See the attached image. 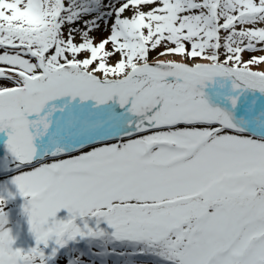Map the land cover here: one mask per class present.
Segmentation results:
<instances>
[{
    "label": "snow or ice",
    "instance_id": "6c2138e0",
    "mask_svg": "<svg viewBox=\"0 0 264 264\" xmlns=\"http://www.w3.org/2000/svg\"><path fill=\"white\" fill-rule=\"evenodd\" d=\"M0 146V264H264V0H0Z\"/></svg>",
    "mask_w": 264,
    "mask_h": 264
},
{
    "label": "rangeland",
    "instance_id": "374dc122",
    "mask_svg": "<svg viewBox=\"0 0 264 264\" xmlns=\"http://www.w3.org/2000/svg\"><path fill=\"white\" fill-rule=\"evenodd\" d=\"M99 29L94 30L90 33V36L94 37V33H96L95 40L98 42L101 38H104L107 36V28L105 25L104 20H100L99 22ZM109 24L111 21L108 22ZM81 40L80 35L77 33L75 34V41L79 43ZM247 53L245 54V57L247 58ZM3 154V148L0 146V155ZM2 174H0V180L4 179ZM0 191H2V186H0ZM15 191V189H13ZM26 198L16 195L14 199H7L5 204V211L8 212L9 218H10V227L12 230V236H13V248H20L22 250L27 251L30 247L35 245V238L32 232L30 231V225L28 223V216L24 212V206H25ZM66 215L65 210H61L59 213H57L58 218H63ZM83 248V246H81ZM86 250V249H85ZM93 251H96V249H93ZM78 253L73 254V258L77 256ZM68 256L65 255L60 258V264H67ZM84 261V264H93L92 260L88 256H84L81 258ZM95 264H100L99 260L95 261ZM107 264H117V262L109 257L107 259ZM122 264V262H121ZM134 264H155L152 257L148 256H138L134 258Z\"/></svg>",
    "mask_w": 264,
    "mask_h": 264
},
{
    "label": "clouds",
    "instance_id": "9594fccd",
    "mask_svg": "<svg viewBox=\"0 0 264 264\" xmlns=\"http://www.w3.org/2000/svg\"><path fill=\"white\" fill-rule=\"evenodd\" d=\"M12 230L10 227V218L8 212L5 211V205L0 206V250L5 254L13 251Z\"/></svg>",
    "mask_w": 264,
    "mask_h": 264
},
{
    "label": "bare ground",
    "instance_id": "6f19581e",
    "mask_svg": "<svg viewBox=\"0 0 264 264\" xmlns=\"http://www.w3.org/2000/svg\"><path fill=\"white\" fill-rule=\"evenodd\" d=\"M95 36H96V33H94V38H96ZM152 55H155V53H153Z\"/></svg>",
    "mask_w": 264,
    "mask_h": 264
}]
</instances>
